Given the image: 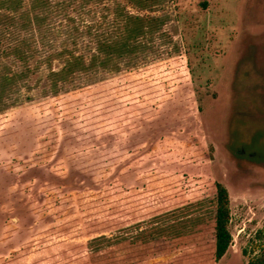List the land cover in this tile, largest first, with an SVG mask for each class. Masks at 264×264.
I'll return each instance as SVG.
<instances>
[{"label":"rangeland","instance_id":"374dc122","mask_svg":"<svg viewBox=\"0 0 264 264\" xmlns=\"http://www.w3.org/2000/svg\"><path fill=\"white\" fill-rule=\"evenodd\" d=\"M116 1L155 18L137 51L54 94L43 63L0 101V264H246L264 225V0H76L40 37L87 62ZM213 181L231 234L218 259Z\"/></svg>","mask_w":264,"mask_h":264},{"label":"trees","instance_id":"16d2710c","mask_svg":"<svg viewBox=\"0 0 264 264\" xmlns=\"http://www.w3.org/2000/svg\"><path fill=\"white\" fill-rule=\"evenodd\" d=\"M74 1L76 0H0V9H3L0 10V66H2L0 101L11 98L10 94L17 88L16 83L27 79L29 74L37 71L43 63L49 67L45 76L48 81V90L54 94L60 90L62 83L70 81L77 72L89 70L92 66H105L112 60L111 55L114 50L120 54L136 50L140 44L138 37L155 30L152 25L148 28L143 25L144 22L154 20L153 16L131 14L124 11V7L116 1L112 6L113 21L117 23V26L113 28L115 33H112L113 30L107 25L104 26V30H87V34L91 36L94 43V50L92 49L89 61L86 62L83 52L49 46L50 44L39 34L47 17L54 12L66 15L65 8L75 5ZM82 1L86 3L88 0ZM81 5H83L82 2ZM119 21L120 26H118ZM44 45H48L49 49H43ZM54 57L63 59V63L56 69L50 67ZM10 101H3V104ZM211 191L209 218L211 244L213 258L218 259L231 241V234L227 227L228 193L225 186L218 181L211 182ZM114 237L119 238L121 235L118 233ZM254 237L260 242L259 250L246 261V264H264V225L255 230ZM104 239L109 238L104 234L91 238L98 242ZM97 255L99 256V253ZM98 256H96L97 259ZM120 261L124 264L134 263V260H128L125 255L121 260L109 264H118Z\"/></svg>","mask_w":264,"mask_h":264}]
</instances>
